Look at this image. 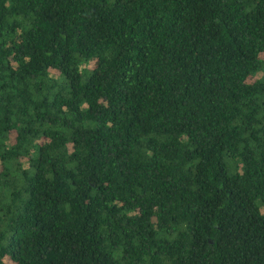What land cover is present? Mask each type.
Masks as SVG:
<instances>
[{
  "label": "trees",
  "instance_id": "trees-1",
  "mask_svg": "<svg viewBox=\"0 0 264 264\" xmlns=\"http://www.w3.org/2000/svg\"><path fill=\"white\" fill-rule=\"evenodd\" d=\"M0 264H264V0H0Z\"/></svg>",
  "mask_w": 264,
  "mask_h": 264
}]
</instances>
